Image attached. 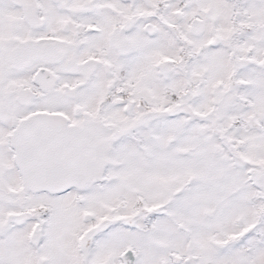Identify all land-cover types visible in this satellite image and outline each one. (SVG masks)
<instances>
[{
	"label": "snow or ice",
	"instance_id": "1",
	"mask_svg": "<svg viewBox=\"0 0 264 264\" xmlns=\"http://www.w3.org/2000/svg\"><path fill=\"white\" fill-rule=\"evenodd\" d=\"M0 264H264V0H0Z\"/></svg>",
	"mask_w": 264,
	"mask_h": 264
}]
</instances>
